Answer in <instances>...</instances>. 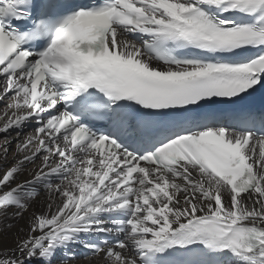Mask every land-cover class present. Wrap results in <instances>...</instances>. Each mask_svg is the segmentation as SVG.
<instances>
[{"label": "snow or ice", "instance_id": "1", "mask_svg": "<svg viewBox=\"0 0 264 264\" xmlns=\"http://www.w3.org/2000/svg\"><path fill=\"white\" fill-rule=\"evenodd\" d=\"M260 89L264 0H0V264H264Z\"/></svg>", "mask_w": 264, "mask_h": 264}, {"label": "bare ground", "instance_id": "2", "mask_svg": "<svg viewBox=\"0 0 264 264\" xmlns=\"http://www.w3.org/2000/svg\"><path fill=\"white\" fill-rule=\"evenodd\" d=\"M2 107H3V105L0 104V108H2ZM2 123H3V121L0 120V124H2ZM16 143H17V140L13 139V141H12V149L13 150L15 149ZM44 199L45 198L42 196L39 201H37L35 204H33L32 209H30V211H36V212L45 211ZM27 219H28V214L26 213L25 217L23 219H21V220H19V221H17L15 223V226L12 228V230L10 232H6L4 234V239L6 240V242L11 243L12 235H13V233L16 232V230L18 228H20V227H25L26 228ZM80 264H88V261L82 260V261H80Z\"/></svg>", "mask_w": 264, "mask_h": 264}]
</instances>
